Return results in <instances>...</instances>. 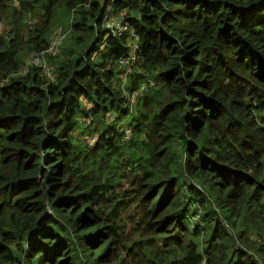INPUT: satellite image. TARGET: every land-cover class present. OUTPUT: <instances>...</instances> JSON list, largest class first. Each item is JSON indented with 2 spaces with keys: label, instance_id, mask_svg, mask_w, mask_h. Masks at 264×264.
<instances>
[{
  "label": "trees",
  "instance_id": "16d2710c",
  "mask_svg": "<svg viewBox=\"0 0 264 264\" xmlns=\"http://www.w3.org/2000/svg\"><path fill=\"white\" fill-rule=\"evenodd\" d=\"M102 2L0 0V264H264V0H114L133 103Z\"/></svg>",
  "mask_w": 264,
  "mask_h": 264
},
{
  "label": "built area",
  "instance_id": "2783aa9c",
  "mask_svg": "<svg viewBox=\"0 0 264 264\" xmlns=\"http://www.w3.org/2000/svg\"><path fill=\"white\" fill-rule=\"evenodd\" d=\"M113 2L114 0H103V10L100 14L101 22L102 26L108 30V35H111L113 37H122L125 35L128 37L129 42H131L133 45V50H131L130 53L119 58V64L123 76L121 86L124 93L127 95L128 101L133 103L138 95L143 94L145 91H147V89L150 86H153L155 82L149 80L148 82L141 83L140 86L131 93H129V91L126 89V83L128 81L129 76L134 71V65L138 60V54L140 53L139 36L136 32L135 27L131 24L130 21H128L124 16L114 13ZM2 25L3 24L0 23V29H2ZM54 34L55 37L53 41L46 49H44L40 53L35 54L29 60H27L24 72H28L29 67L31 65H37L42 68V72L45 78L50 81H56V75L52 70V66L49 65L47 62V56L59 54V44L65 36V34L63 33V27L59 26L58 28H56ZM88 105L92 106V103L88 102ZM108 121L117 122L118 127H124L127 134L126 136H129L131 134L130 127H127V125H123V123L125 122V118H122L118 121L117 116L111 113L108 115ZM86 122L89 123L90 118H87ZM85 139L89 144H94L95 141L98 139V135H89ZM195 218L198 219L199 214H197Z\"/></svg>",
  "mask_w": 264,
  "mask_h": 264
},
{
  "label": "rangeland",
  "instance_id": "374dc122",
  "mask_svg": "<svg viewBox=\"0 0 264 264\" xmlns=\"http://www.w3.org/2000/svg\"><path fill=\"white\" fill-rule=\"evenodd\" d=\"M71 19H72V13H71L70 11H66V13L63 14L62 20L64 21V23H67V24H68V23L71 22ZM33 21H34V20H33ZM33 21H32V22H33ZM32 22H31V23H32ZM0 23H2V22L0 21ZM3 26H4V25H2V27H1L2 29H3ZM59 26H60V25H58V27H59ZM58 27H56V28H58ZM56 28H55V29H56ZM3 30H4V29H3ZM27 59H28V58H27ZM28 60H29V59H28ZM82 121H83V120H82ZM129 121H131L130 118L127 119V120H125L126 123H128ZM125 122H124V124H125ZM195 222H197L196 219L194 220L193 223H195ZM128 226H129V225H128Z\"/></svg>",
  "mask_w": 264,
  "mask_h": 264
}]
</instances>
